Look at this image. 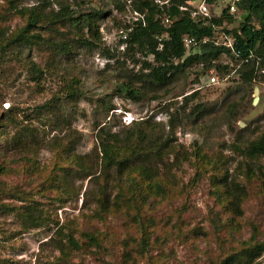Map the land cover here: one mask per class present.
I'll use <instances>...</instances> for the list:
<instances>
[{
  "label": "rangeland",
  "instance_id": "374dc122",
  "mask_svg": "<svg viewBox=\"0 0 264 264\" xmlns=\"http://www.w3.org/2000/svg\"><path fill=\"white\" fill-rule=\"evenodd\" d=\"M49 3L47 7L46 0H0L1 44L25 27L19 10L42 5L45 13L59 10L55 0ZM66 3L77 14L111 8L107 0ZM221 8L213 4V10ZM126 17L124 11L111 10L96 22L101 42L75 45L66 55L55 56L50 41L70 43L67 38L77 39L86 30L74 36L68 29L50 33L37 27L29 33L40 36L33 44L6 47L0 56V126L5 125L0 127V264H52L60 257L58 247H67L65 234L82 247L69 249L68 264H220L255 244L264 246V157L250 159L242 153L264 132V74L244 85L234 58L222 54L216 63L228 69L219 71L218 84L206 86L210 70L194 64L164 88L135 85L142 99L134 102L118 92L126 82L124 74L136 73L140 66L118 45ZM215 36L220 42L221 33ZM106 49L113 58L103 55ZM198 78L204 83L194 92ZM70 84L78 90V99L66 98ZM47 104L54 108L34 112ZM6 114L36 128L31 151L8 146L15 129ZM140 120L148 121L161 140H169L168 154L159 166L164 192H147L149 199L136 210L113 208L104 214L96 202L103 180L77 174L71 160L81 157L93 177H100L99 128L127 131ZM224 176L245 190L241 217L227 210L228 199L216 185ZM59 179L69 185L67 194L56 188ZM107 184L105 192L112 202L120 194L119 183L110 179ZM31 201L47 216L36 229L19 215ZM86 234L98 245L86 241ZM252 264H264V252Z\"/></svg>",
  "mask_w": 264,
  "mask_h": 264
},
{
  "label": "trees",
  "instance_id": "16d2710c",
  "mask_svg": "<svg viewBox=\"0 0 264 264\" xmlns=\"http://www.w3.org/2000/svg\"><path fill=\"white\" fill-rule=\"evenodd\" d=\"M49 1L51 0H46L45 5L47 7L51 5ZM189 1L191 0H171L169 6L162 8L149 0L133 1L132 11H136L142 17L138 21L132 22L131 25L126 21L120 25L122 28L132 26L133 29L128 33L127 39L125 41L120 40L118 45L123 44L124 48L121 50L123 55L130 58L134 65L139 64L140 66L136 73L124 74L123 78L126 79V82H122L118 87V92L124 97L138 102L142 99V93L140 88H136L135 85L147 84L149 90L164 88L171 84L178 74L184 73L187 68L194 64H202L206 70L214 69L218 74L221 69H228L227 65L222 66L216 63L222 54L234 58L236 66L240 68L238 75L242 84L250 85L256 74H262L260 71H264V0H238L235 13H229V10L224 8L216 15L211 9L209 19H194L188 11L179 9L180 6L187 5ZM55 2L59 5L57 12L45 13L44 5L40 6V9L19 10L17 14L26 20L25 27L7 40L5 44L0 42V56L6 47L33 44L35 37L39 39L40 36L38 34L36 36L34 34L29 35V33L34 32L37 27H45L50 33L57 32L58 28L68 29L69 33L74 36L83 34V31L86 30L85 34L77 39L67 38L70 43L56 44L50 41L54 46L52 50L55 56L58 54L66 55L75 45L76 47H84L93 45V43H100L101 34L96 25L97 20L110 15L111 10L121 13L125 9L120 0H107L108 5H111L107 11L92 9L90 12L77 14L66 3L67 0H55ZM165 19L168 20L167 24L164 23ZM235 23L236 25L233 27ZM222 25H224L222 33L232 38L233 49L238 56L231 54V51L224 46L214 45L215 29ZM85 35L91 40L83 37ZM184 37L194 39L196 45L187 49L183 43ZM103 55L109 59L114 57L107 49L104 50ZM204 63L205 66H203ZM37 72L41 76V70ZM207 79L208 77L205 82ZM77 82V80H73V84L77 85ZM203 83L202 78H198L194 84V92L199 91ZM73 84L68 85L65 91L66 98L70 100L80 97ZM195 95L193 94L192 97ZM36 108L34 112L39 113L38 109L52 110L54 104ZM5 117L9 119L8 125L15 129V132L9 137L8 146L16 150L30 148L31 151V146L37 139V135L34 133L36 128L29 127L27 124L23 125L24 119L15 120L8 114ZM134 125L139 126L119 132H111L104 127L99 128L97 136L99 153L97 157L99 159L100 177H93L94 173L90 172L89 167L81 160V157L71 160L76 167L77 174L81 173L84 178L91 177L96 180H103L100 196L96 202L99 211L104 214L113 208L136 210L138 206H142V202L149 199L151 193L153 196H158L164 192L160 180L161 176H159V166L163 163L165 150L169 148V140H161L148 121L140 120L132 126ZM3 126L5 125L1 123L0 127ZM242 153L250 159L264 157V132L259 138L246 145ZM69 167L63 168L66 173H68ZM110 179L118 181L117 188L120 191V194L117 193L112 202L110 195L105 192ZM58 183L59 186L56 188L60 189V193L67 194L69 185L64 184V181L60 179ZM216 185L220 186L221 189L223 188L228 199L226 202L227 210L233 212L234 217H241V208L246 195L245 190L235 185L232 179L228 182L226 176L219 179ZM261 185L264 189V179ZM53 187V184L50 185V188ZM147 192L151 193L147 194ZM122 195H126L128 198ZM19 215L29 223L30 227L35 229L41 227L45 222L44 218H47L35 201L24 205ZM56 225L58 227L59 222H56ZM59 229L66 230L65 227L60 226ZM64 238H66L67 247L63 245L58 247L60 257L52 264H68L70 262L69 249L75 251L82 249L71 234H65ZM85 238L86 241L98 245L94 236L86 234ZM240 252L241 254H231L220 264H252L264 252V246L255 244L252 248L248 247Z\"/></svg>",
  "mask_w": 264,
  "mask_h": 264
},
{
  "label": "built area",
  "instance_id": "2783aa9c",
  "mask_svg": "<svg viewBox=\"0 0 264 264\" xmlns=\"http://www.w3.org/2000/svg\"><path fill=\"white\" fill-rule=\"evenodd\" d=\"M123 4H124V12L128 13V17H126V22L128 24L131 25L132 22L138 21L142 15H140L139 13H137L136 11H132L131 6L134 0H120ZM151 1L154 5H157L158 7H166L169 6V4L171 3V0H149ZM216 1L219 4L223 5V8H221L218 12L216 10H213V4L216 3ZM213 3V4H209V3ZM211 2H207L206 0H199L196 2V0H191L189 2H187V5L185 6H180L179 9L181 11H188L190 16L194 19H209L211 17V11L213 10V12L218 15L222 9L227 8L229 10V13H235L236 12V4L238 3V0H213ZM212 9V10H211ZM125 23V22H124ZM164 23L167 24L168 20L165 19ZM224 25L217 27L215 29V34L217 32L221 33V41L219 42L218 38L215 36V38L213 39V43L214 45L217 46H224L225 48L229 49L231 51V54H233L234 56H238L237 52L234 51L233 49V40L229 35H226L224 33H222V29H223ZM132 26H128L127 28H122L118 34L119 37V41H125L128 37V33H130L132 31ZM183 43L184 46L188 49L192 46H195L196 43L194 41V39L192 38H188V37H184L183 38ZM123 44L121 45V47L123 48ZM262 74H264V71H260ZM219 83V77L218 74L213 71L210 70L209 71V75H208V79L206 82V86H212V85H216Z\"/></svg>",
  "mask_w": 264,
  "mask_h": 264
},
{
  "label": "water",
  "instance_id": "95a60500",
  "mask_svg": "<svg viewBox=\"0 0 264 264\" xmlns=\"http://www.w3.org/2000/svg\"><path fill=\"white\" fill-rule=\"evenodd\" d=\"M253 94L255 95L254 98H253V102L252 104L255 105L258 101V97H257V94H258V89L257 88H254L253 89Z\"/></svg>",
  "mask_w": 264,
  "mask_h": 264
}]
</instances>
